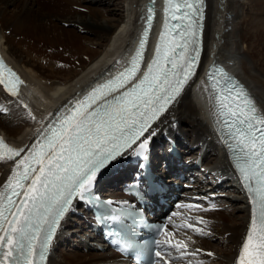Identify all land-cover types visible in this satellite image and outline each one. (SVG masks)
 Wrapping results in <instances>:
<instances>
[{"label": "bare ground", "instance_id": "bare-ground-1", "mask_svg": "<svg viewBox=\"0 0 264 264\" xmlns=\"http://www.w3.org/2000/svg\"><path fill=\"white\" fill-rule=\"evenodd\" d=\"M93 1L0 0V49L23 79L17 96L0 86V134L19 149H27L55 113L124 63L133 51L148 0H99L103 7H91ZM206 12V68L214 62L224 64L246 85L264 114V0H206ZM217 125V109L204 73L197 75L153 125L157 135L150 147L155 167L159 169L160 161L165 160L157 147L167 148L166 138L172 137L188 158L201 156L207 180L221 173L231 185L230 190L210 197L218 199L215 207L204 203L196 185L186 193L190 205L202 207L189 208L172 220L179 226L169 227L163 238L186 240L189 254L182 258L183 250L168 251V264L237 263L251 211L246 196L228 177L229 159ZM130 160L128 153L107 169L97 185L104 196L119 193L118 184ZM164 163L170 170V163ZM14 166V161H0V190ZM105 183L112 188L110 192L104 189ZM75 206L60 224L48 264H106L117 257L111 251L94 249L97 238L76 217ZM218 207L226 208L220 211ZM187 224L206 234L194 232ZM174 255L181 257L174 259Z\"/></svg>", "mask_w": 264, "mask_h": 264}, {"label": "snow or ice", "instance_id": "snow-or-ice-1", "mask_svg": "<svg viewBox=\"0 0 264 264\" xmlns=\"http://www.w3.org/2000/svg\"><path fill=\"white\" fill-rule=\"evenodd\" d=\"M200 4L202 0H165V22L155 53L134 83L154 19L151 7L128 67L77 100L30 148H13L0 139V161L15 163L0 190V264H42L46 249L74 201L96 199L94 184L102 171L128 153L147 158L150 141L157 135L154 122L168 111L196 73L198 28L203 15ZM169 17L177 23L170 24ZM11 75L17 83H23L14 73ZM224 75L222 69L215 68L208 79L219 108L232 119L227 127L242 153L237 168L242 184L254 194L255 205L238 264H264V117L242 88L219 87L217 76ZM5 88L12 96L18 95L15 88L7 84ZM187 227L206 234L194 224ZM156 243L158 247L167 243L183 250L181 256L189 254L186 240ZM124 246L130 247L127 243ZM155 255L167 264L161 251Z\"/></svg>", "mask_w": 264, "mask_h": 264}, {"label": "rangeland", "instance_id": "rangeland-1", "mask_svg": "<svg viewBox=\"0 0 264 264\" xmlns=\"http://www.w3.org/2000/svg\"><path fill=\"white\" fill-rule=\"evenodd\" d=\"M98 2H99V0H94L93 2H90L89 3V5H91V7H103V6H101L100 4H98ZM230 190V189H229ZM231 190H233V189H231ZM221 210L220 211H223V210H225V208H220Z\"/></svg>", "mask_w": 264, "mask_h": 264}]
</instances>
